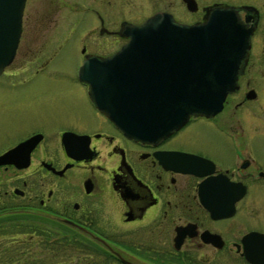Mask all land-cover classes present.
I'll return each instance as SVG.
<instances>
[{"label":"flooded vegetation","instance_id":"1","mask_svg":"<svg viewBox=\"0 0 264 264\" xmlns=\"http://www.w3.org/2000/svg\"><path fill=\"white\" fill-rule=\"evenodd\" d=\"M49 2L45 16L51 21L66 9V18L77 15L83 23L80 64L112 57L127 42L129 24L168 12L155 10L136 22L126 18L134 0ZM203 7H233L253 28L237 89L222 109L212 117L193 114L153 142L131 139L96 108L76 75L77 90L68 93L81 101L66 125L31 131L0 152L40 135L26 166H0L1 175L9 174L0 179V264H54L58 253L63 264L69 257L77 264H264V135L246 132L248 120L264 112V35L256 36L264 27V0ZM37 8L23 11L22 25L41 12ZM203 17L174 21L191 25ZM41 61L37 76L51 58ZM181 153L207 160L195 170L209 173L184 172ZM7 235L13 236L10 244Z\"/></svg>","mask_w":264,"mask_h":264},{"label":"water","instance_id":"2","mask_svg":"<svg viewBox=\"0 0 264 264\" xmlns=\"http://www.w3.org/2000/svg\"><path fill=\"white\" fill-rule=\"evenodd\" d=\"M183 1L189 11L197 10L194 0ZM25 2L0 0V75L16 54ZM203 18L186 25L169 13L155 12L141 25L127 26L128 41L112 57L85 59L79 67L78 80L88 85L89 99L125 136L152 142L163 138L193 114L212 117L226 95L237 89L253 28L233 7L205 8ZM39 139L33 135L8 149L0 156V166H26ZM181 156L187 165L184 172L209 173L195 170L207 160Z\"/></svg>","mask_w":264,"mask_h":264},{"label":"rangeland","instance_id":"3","mask_svg":"<svg viewBox=\"0 0 264 264\" xmlns=\"http://www.w3.org/2000/svg\"><path fill=\"white\" fill-rule=\"evenodd\" d=\"M221 1L224 0H197V11H186V6L176 5L175 0H134V9L129 11L126 18L137 22L147 18L155 10L164 9L176 22L187 23L200 20L205 14L203 6H207V3ZM32 6H38L37 9L41 12L29 20L23 19L18 50L12 64L0 75V152L36 129L50 131L53 127L63 128L61 125H66L68 116H73L71 113L75 102L81 101L68 92L77 90L75 78L81 60L77 36L83 23L78 21L77 15L72 18L73 21L71 16L66 18V9L58 12L55 21H51L45 16L46 10L50 8L49 0H26V14L31 13ZM256 33L258 37L264 35L262 24ZM122 41L118 40V43ZM90 43L94 42L91 40ZM27 53L39 54L40 59L29 61L24 56ZM49 57L51 61L48 68L41 75H35V69L41 64V60ZM18 65L23 67L17 68ZM248 123L246 132L264 135V112L259 117L250 118ZM248 148L245 147L246 151ZM8 175L0 174L1 181ZM10 238L13 236L5 237V244H10ZM62 256L58 253L53 258L54 264H63L65 258ZM65 264L77 263L74 258L69 257Z\"/></svg>","mask_w":264,"mask_h":264}]
</instances>
